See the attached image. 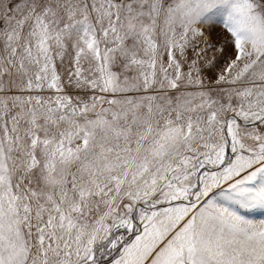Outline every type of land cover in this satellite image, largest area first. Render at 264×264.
Instances as JSON below:
<instances>
[{"label":"snow or ice","instance_id":"1","mask_svg":"<svg viewBox=\"0 0 264 264\" xmlns=\"http://www.w3.org/2000/svg\"><path fill=\"white\" fill-rule=\"evenodd\" d=\"M0 264H264V0H0Z\"/></svg>","mask_w":264,"mask_h":264}]
</instances>
